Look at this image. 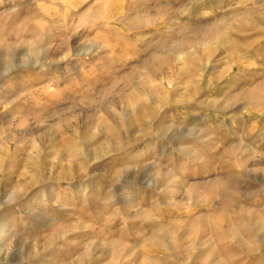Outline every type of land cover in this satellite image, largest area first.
<instances>
[{
	"label": "rangeland",
	"instance_id": "374dc122",
	"mask_svg": "<svg viewBox=\"0 0 264 264\" xmlns=\"http://www.w3.org/2000/svg\"><path fill=\"white\" fill-rule=\"evenodd\" d=\"M0 264H264V0H0Z\"/></svg>",
	"mask_w": 264,
	"mask_h": 264
}]
</instances>
